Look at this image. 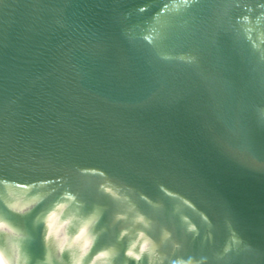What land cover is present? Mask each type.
<instances>
[{"label":"water","instance_id":"water-1","mask_svg":"<svg viewBox=\"0 0 264 264\" xmlns=\"http://www.w3.org/2000/svg\"><path fill=\"white\" fill-rule=\"evenodd\" d=\"M0 264H264V0H0Z\"/></svg>","mask_w":264,"mask_h":264}]
</instances>
